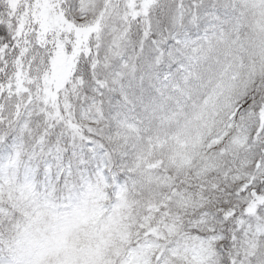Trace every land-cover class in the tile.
Returning a JSON list of instances; mask_svg holds the SVG:
<instances>
[{"label":"snow or ice","instance_id":"snow-or-ice-1","mask_svg":"<svg viewBox=\"0 0 264 264\" xmlns=\"http://www.w3.org/2000/svg\"><path fill=\"white\" fill-rule=\"evenodd\" d=\"M0 264H264V0H0Z\"/></svg>","mask_w":264,"mask_h":264}]
</instances>
